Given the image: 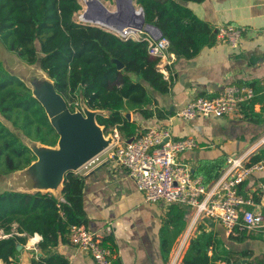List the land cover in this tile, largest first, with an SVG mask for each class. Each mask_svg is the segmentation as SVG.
Wrapping results in <instances>:
<instances>
[{"label": "trees", "instance_id": "obj_1", "mask_svg": "<svg viewBox=\"0 0 264 264\" xmlns=\"http://www.w3.org/2000/svg\"><path fill=\"white\" fill-rule=\"evenodd\" d=\"M203 1L135 0L145 24L158 28L169 42V52L185 60L217 41V31L185 6ZM80 9L77 0H0V43L22 63L37 64L71 112L79 108L80 100L89 110L106 112L96 115L103 134L116 129L127 141L138 134L136 125L124 114L135 111L151 117L146 107L153 98L147 88L164 94L170 78L165 80L158 71L157 60L149 56L145 42L123 41L101 28L76 23L74 15ZM21 137L48 147H54L58 140L31 90L0 62V176L23 170L36 160ZM262 157L264 151L250 164ZM226 163L225 155L201 160L192 175L208 187ZM84 178L67 173L61 200L51 193L0 191V230L6 236L0 239V261L16 264L17 245H23L34 234L41 237L40 249L48 250L59 238H66L70 226L85 225ZM184 216L183 207L168 205L162 229L163 249L167 250L165 236L169 231L174 239L185 228ZM248 239L253 237L242 232L228 242L239 244ZM226 244L212 231L201 230L189 243L181 264H236L241 259L245 264H264V253L234 251Z\"/></svg>", "mask_w": 264, "mask_h": 264}, {"label": "crops", "instance_id": "obj_2", "mask_svg": "<svg viewBox=\"0 0 264 264\" xmlns=\"http://www.w3.org/2000/svg\"><path fill=\"white\" fill-rule=\"evenodd\" d=\"M185 6L215 31L218 26L227 24L241 28L240 44L232 49L217 40L213 46L203 48L189 60L176 58L169 53V73L165 71L163 74L165 79L170 78L168 91L160 94L147 88L153 100L146 108L152 116L145 117L141 113L128 111V121L136 125L138 135L150 127H165L173 138L194 139L197 148L178 156V161L192 174L201 160H213L223 155L227 160L245 156L244 164H250L254 157L264 151V0H205L185 3ZM229 85L252 88L254 98L241 104L233 114L222 118L196 117L183 121L177 116L189 101L197 97L214 99ZM251 102L252 107L248 108ZM109 131L118 134L116 129ZM101 159L102 163L91 170L75 173L85 176L82 207L86 224L83 226L90 232L102 235L104 245L112 252L111 264H169L179 239L191 225L193 211L178 204L185 211V228L174 239L169 231L165 236L167 250L163 249L162 229L169 204L145 202L126 170L117 165L109 152H104ZM100 165L99 169L93 171ZM19 174L20 171L7 175L10 187L2 191L34 193L24 187L23 179L19 182L20 186L15 184ZM61 188L48 193L61 200ZM238 190L251 201L247 209L264 214V169L252 172ZM201 230L212 231L225 239L226 245L234 251L264 253L262 232L246 234L253 239L243 243L228 242L230 237L220 223L202 217L192 227L191 241ZM2 238L6 236L0 230ZM40 241L38 234L27 237L25 243L20 244L21 248L17 249L19 255L16 264H94L89 253L69 243L67 235L65 239L59 238L48 250L40 249ZM0 264L4 263L0 261Z\"/></svg>", "mask_w": 264, "mask_h": 264}, {"label": "built area", "instance_id": "obj_3", "mask_svg": "<svg viewBox=\"0 0 264 264\" xmlns=\"http://www.w3.org/2000/svg\"><path fill=\"white\" fill-rule=\"evenodd\" d=\"M77 2L82 7L79 0ZM80 10L78 23L86 25L87 22L83 19L86 8H83V12ZM216 31L218 41L232 49L239 46L241 28L227 24L218 26ZM109 32L123 41L131 39L145 42L149 56L157 60L158 71L162 76L165 71L169 73L167 67L170 62L167 57L170 52L167 39H155L143 29L125 33L115 30ZM253 98L252 88L229 85L214 99L197 97L189 101L178 111L177 116L183 121H191L196 117L222 118L233 114L241 104ZM195 148L197 144L192 138L176 139L171 136L168 128L150 127L144 133L133 137L130 143L115 133L113 144L105 151L109 152V156L118 166L126 170L127 176L143 194L145 202L179 204L193 211L191 225L179 239L169 264H180L192 239V227L202 217L220 223L228 237L242 232L264 233V214L258 210L247 209L251 201L244 198L238 190L252 172L264 169V159L252 164H244L245 156L228 159L221 175L205 187L200 177H194L178 161L181 153ZM102 154L85 164L80 171L87 172L101 164ZM67 237L75 248L89 253L94 264H111L112 252L104 245L102 235L88 231L83 225H72L68 229ZM241 264H245V261Z\"/></svg>", "mask_w": 264, "mask_h": 264}, {"label": "water", "instance_id": "obj_4", "mask_svg": "<svg viewBox=\"0 0 264 264\" xmlns=\"http://www.w3.org/2000/svg\"><path fill=\"white\" fill-rule=\"evenodd\" d=\"M113 1L115 11L111 12L100 0H88L83 19L91 23L90 26L98 24L100 26L96 25V27L107 32L115 30L125 33L143 29L155 39L162 37L158 28L145 24L142 9L136 5L135 0ZM117 66L122 67L120 63H117ZM26 86L43 107L51 126L58 135V140L54 147H48L26 139L30 146L25 145L31 150L36 160L20 170L15 184L20 186L19 182L23 179L24 187L35 191L34 193L55 192L62 187L67 173L80 171L85 164L104 153L113 144V138L110 136L106 139L102 127L96 122V115H105L103 111L89 110L80 100L79 108L71 112L66 101L57 93L53 82L47 76L42 83L33 80L30 86ZM124 117L129 120V113H125ZM132 140L133 137L126 142L130 143ZM19 248H21L20 245L16 247V249ZM242 262L244 261L236 264Z\"/></svg>", "mask_w": 264, "mask_h": 264}, {"label": "rangeland", "instance_id": "obj_5", "mask_svg": "<svg viewBox=\"0 0 264 264\" xmlns=\"http://www.w3.org/2000/svg\"><path fill=\"white\" fill-rule=\"evenodd\" d=\"M103 4L109 11H115L114 1H103ZM81 7V6H80ZM85 7V6H84ZM82 8V7H81ZM83 12V8L80 10ZM80 14L77 12L74 15V21L78 23ZM86 25H92L91 23H86ZM100 26L95 24L94 27ZM0 62L3 64L4 68L11 74L19 76L26 85L30 86L33 80L38 83H42L46 79V75L40 71L39 66L36 65H26L18 60L12 53H9L5 50L3 45L0 43ZM105 138H109L110 136L114 138V134L104 135ZM24 144L29 145V141H27L24 137H21ZM9 184L6 180V176H0V191L9 188Z\"/></svg>", "mask_w": 264, "mask_h": 264}, {"label": "bare ground", "instance_id": "obj_6", "mask_svg": "<svg viewBox=\"0 0 264 264\" xmlns=\"http://www.w3.org/2000/svg\"><path fill=\"white\" fill-rule=\"evenodd\" d=\"M88 0H79L80 4L82 5L83 8H86V2ZM102 2V0H100ZM103 3V2H102ZM104 5V4H103ZM85 6V7H84ZM138 11V10H137Z\"/></svg>", "mask_w": 264, "mask_h": 264}]
</instances>
